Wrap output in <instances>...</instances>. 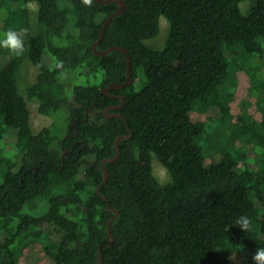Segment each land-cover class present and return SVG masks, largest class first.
I'll use <instances>...</instances> for the list:
<instances>
[{
    "label": "trees",
    "instance_id": "16d2710c",
    "mask_svg": "<svg viewBox=\"0 0 264 264\" xmlns=\"http://www.w3.org/2000/svg\"><path fill=\"white\" fill-rule=\"evenodd\" d=\"M123 1L124 13L98 48L125 47L134 80L110 91L126 100L117 111L123 117L108 118L105 109L122 100L103 91L127 81V57H99L93 45L119 3L0 0V38L12 29L25 46L21 56H0V264H19L35 242L55 264H96L110 242L115 213L108 203L119 214L101 264H253L264 247V0L246 13L247 0ZM30 3L38 4L35 35ZM163 17L169 31L156 49L147 41L158 37ZM25 61L39 74L23 95L18 73ZM138 69L147 82L141 90L133 88ZM69 71L85 82L61 81ZM240 71L250 77L254 99L244 109L229 96ZM28 100L46 116L68 113L67 134L51 127L35 133ZM231 123L234 150L207 157L214 124ZM128 125L132 136L106 164L109 179L101 185L102 161L116 155ZM154 158L169 183L155 175ZM241 215L251 220L248 232L236 224ZM52 230L59 241L50 240Z\"/></svg>",
    "mask_w": 264,
    "mask_h": 264
},
{
    "label": "rangeland",
    "instance_id": "374dc122",
    "mask_svg": "<svg viewBox=\"0 0 264 264\" xmlns=\"http://www.w3.org/2000/svg\"><path fill=\"white\" fill-rule=\"evenodd\" d=\"M256 0H247L241 4L243 12H247L251 5L255 3ZM29 7L31 9V23L33 27V35L37 34L40 30L38 21V4L30 3ZM72 17V16H71ZM161 30L155 39L147 41L150 46L161 49L164 47L168 31L169 22L166 18L161 19ZM6 52V49L0 48V56ZM263 62V61H261ZM251 65V64H250ZM264 67V64L263 66ZM39 74L38 68H36L30 61H25L18 73V83L19 88L23 95L28 94V90L32 84L35 83L37 76ZM61 81L68 83L73 87L77 84H83L85 78L78 74V71H69L63 74ZM236 79L238 84L235 86L234 91L229 94L232 100L233 107L244 109L247 107L251 101L254 99L251 97V80L246 72H238L236 74ZM146 79L141 69L137 70V78L134 81V89L141 90L146 85ZM69 92H72L71 88H68ZM264 96V95H263ZM29 109L31 113V124L35 133H39L42 129L46 127H51L56 136L64 137L68 132V123L71 121L70 116L66 112H60L55 116H46L39 112L38 103L28 100ZM251 110V108H250ZM198 120H205L206 116L204 114H199L195 116ZM234 128L233 123L229 127L218 126L214 124L212 131L207 135L206 143V156L210 158H219L220 155L226 151H233L236 147V140L231 133ZM204 144V142H202ZM1 148V146H0ZM154 173L158 177L161 183L166 184L171 181L170 175L167 169L156 159L153 161ZM44 207V204L36 202L34 208H39L40 210ZM51 241H59L60 233L57 231L50 232L49 234ZM19 264H55L54 261L46 254L44 250V244L42 242H35L27 246L22 254L20 255Z\"/></svg>",
    "mask_w": 264,
    "mask_h": 264
},
{
    "label": "water",
    "instance_id": "95a60500",
    "mask_svg": "<svg viewBox=\"0 0 264 264\" xmlns=\"http://www.w3.org/2000/svg\"><path fill=\"white\" fill-rule=\"evenodd\" d=\"M96 2H98L99 4H103V5H104V4L113 3V2H117V3H119V5H120L119 10H118L117 12L111 14V15L108 17V19L106 20L105 24L103 25V28H102V31H101V34H100L99 39H98V40L94 43V45H93L94 52H95V54H96L97 56H99V57H103V56H105V55H107L108 53H111V52H113V51H121V52H123V53L126 55V57H127V81H126L125 83H123V84H121V83H115V84H112V85L106 87V88L104 89V91H103L105 94H107V95H109V96H112V94H110V91H111V90H120V89H124V88H126V87H129V86L133 83L134 77H133V72H132V59H131V55H130L129 51H128L125 47H123V46H119V45H116V46H110L109 48H107V49L104 50V51L99 50L98 47H99V45L101 44V41H102V38H103V36H104V34H105V31H106L107 26L110 24V22H111L115 17L120 16V15H122V14L124 13V11H125V7H126V4H125V2H124L123 0H96ZM114 97H118V98H120V99L122 100V103H121V105H119V106H115V107H113V108L121 109V108L124 106V104H125V100H126L125 96H119V95H118V96H114ZM105 113H106V115H107L108 118H113V117H118V116H119V117H123V116H122L121 114H119V113H115V114H112V115L109 114V110H108V109L105 110ZM128 129H129V134H127V135H123V136H119V137L116 139V141H115V146H116V150H117L116 155H115L113 158H107V159H104V160L102 161V170H103V173H104V181L102 182L101 185L107 183V181H108V179H109V172H108V170H107L106 164H107L108 162H115V161H117V160L119 159L120 154H121V149H120V146H119L120 142H121L122 140L127 139V138H130V137L132 136V131H131L129 125H128ZM101 185L98 186V193L100 192V187H101ZM104 198H105V200L107 201V198H106V197H104ZM108 208H109V210H111L112 212L115 213L114 217L111 218V219L109 220L108 225H107V232H108V234H109V236H110V242H108L107 244H103V245L100 247V249H99V260H98V262H97L96 264H101V263L103 262V253H102V249H103L104 247H108V246L113 245V243L115 242V238H114V236H113V234H112V222L118 217V214H119V213H118V211H116V210H114V209H111L109 203H108Z\"/></svg>",
    "mask_w": 264,
    "mask_h": 264
},
{
    "label": "clouds",
    "instance_id": "9594fccd",
    "mask_svg": "<svg viewBox=\"0 0 264 264\" xmlns=\"http://www.w3.org/2000/svg\"><path fill=\"white\" fill-rule=\"evenodd\" d=\"M81 3L85 7L90 8L92 7L93 0H81ZM0 48L8 50L10 54L15 56L23 55L25 51L23 34L12 29L7 30L3 34V38H0ZM236 224L244 232L251 230V220L247 215L239 216ZM252 260L253 264H264V247L256 249Z\"/></svg>",
    "mask_w": 264,
    "mask_h": 264
},
{
    "label": "flooded vegetation",
    "instance_id": "af4514ba",
    "mask_svg": "<svg viewBox=\"0 0 264 264\" xmlns=\"http://www.w3.org/2000/svg\"><path fill=\"white\" fill-rule=\"evenodd\" d=\"M110 94H111V93H110ZM112 96L114 97V96H118V95H112ZM115 98H118V97H115ZM115 106H119V105H111V106H109L108 108H106V109H108L109 111H110V110L113 111V113H111V115H112V114H115V113H118L117 111L120 110V109L113 108V107H115ZM106 109H105V110H106ZM109 114H110V113H109ZM72 122H73V120H72ZM67 153H68V151L66 150L64 156H65Z\"/></svg>",
    "mask_w": 264,
    "mask_h": 264
}]
</instances>
